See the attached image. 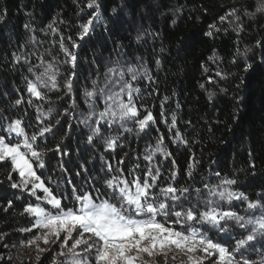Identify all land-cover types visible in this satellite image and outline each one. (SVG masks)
<instances>
[{"label":"trees","instance_id":"trees-1","mask_svg":"<svg viewBox=\"0 0 264 264\" xmlns=\"http://www.w3.org/2000/svg\"><path fill=\"white\" fill-rule=\"evenodd\" d=\"M87 2L0 0V15H5L0 23V135L16 119L29 135L54 125L36 143L45 150L59 144L60 151L45 152V167L37 175L57 197L68 196L69 180L78 190H89L86 180L100 188L106 163L113 165V175L116 168H122L125 176L139 165L136 174L142 177L143 170L152 165L144 159L145 151L154 150L162 137V147L171 155H155L159 187L173 184L203 189L205 184L234 179L237 191L264 204V15L244 14L256 12L254 0H99L101 18L81 40L79 25L94 11L86 8ZM233 8L238 9L241 20L229 15ZM222 16L227 19L221 21ZM241 25L243 30L237 31ZM209 31L212 36L207 35ZM73 41L79 47L73 48ZM61 42L77 56L75 69L65 67L70 64L65 63L68 56ZM128 62L140 72L134 85L139 89L134 102L140 118L151 112L155 122H149L141 138H116L114 149H108L107 142L102 148L73 119L80 112L71 102L74 98L81 106L79 88L103 74L104 67ZM47 63L58 73L59 89L43 91L50 97L42 101L48 103L43 108L27 92V81L34 80L32 73H40ZM32 66L37 67L29 72ZM73 71L75 91L65 94L63 81ZM18 99L22 103L17 104ZM37 108L48 110L50 116L42 117ZM177 133L187 143L175 141ZM192 163L195 167L189 169ZM61 167L67 171L62 172ZM8 170L0 164V234H7L5 244L24 240L21 229L28 228L31 216L23 209L37 202L28 192L10 187ZM173 172L175 178L171 179ZM18 179L13 173V180ZM8 201H12L10 208ZM63 203L71 206L70 199ZM201 231L216 240L210 229ZM3 246L0 251H5ZM241 252L258 259L264 243H259L258 252ZM0 264L7 262L0 260Z\"/></svg>","mask_w":264,"mask_h":264},{"label":"snow or ice","instance_id":"snow-or-ice-1","mask_svg":"<svg viewBox=\"0 0 264 264\" xmlns=\"http://www.w3.org/2000/svg\"><path fill=\"white\" fill-rule=\"evenodd\" d=\"M254 2L256 12L245 11L244 14L255 16L258 12L264 15V0ZM86 8L94 11L86 23L79 25L78 36L81 40L90 32L94 21L99 20L101 14L99 0H88ZM112 12L115 13L116 9L113 8ZM237 12L238 9L233 8L229 15L235 16L239 21L241 17ZM220 19L226 20L227 16ZM4 20L5 15H0V23ZM211 27L215 28V25ZM241 30L242 25L237 28V31ZM207 35L212 36V32L209 31ZM140 39L141 36H137V40ZM72 47L77 48L79 45L73 41ZM61 48L68 56L65 63L75 69L77 56L62 42ZM247 51L250 49H246ZM16 59L19 61L20 57ZM44 63L41 59L42 66ZM156 63L159 64V61ZM34 67L37 66L30 67L29 72H33ZM126 73H130L131 80L135 81L139 71L135 67H112L105 73L104 86L99 91L105 93V89H110V86L111 88L119 86V91L105 93V107L99 112V119L108 123L116 120H134L138 122L139 128L144 130L149 122H155V118L151 112L140 118V110L133 100V93L139 89L133 88L132 84L124 79ZM144 74H147V69H144ZM57 75L53 65L47 63L42 72L34 75V80L27 81V92L40 100H49L50 97L41 91V88L48 91L58 90ZM75 75L74 71L70 72L63 81L65 94L72 92ZM92 83L96 85L97 82ZM86 95L94 97L96 92L86 91ZM16 103L20 104L22 100L18 99ZM29 103L32 101L29 100ZM74 104L75 102L73 106ZM89 107L91 108V105ZM40 110L37 108V111ZM96 115V112H90L88 119ZM56 123L59 124V120ZM175 123L176 117L173 114L172 126H175ZM53 127L54 125L42 126L38 132L29 135L22 126V121L16 119L8 123L5 134L0 135V164L8 166L6 179L10 187L28 192L41 202L24 207L23 213L32 216L34 221L31 227L21 231L31 233L36 229L37 232L29 239L20 241L21 247L32 248L37 253L35 257L37 264L41 259L40 254L45 252L52 253L51 264H158L160 259L164 264H170V261L175 262L178 256L183 257L180 264H264V252L259 254L258 259H250L241 254L242 250L255 251L257 243H264V204L260 200H249L243 192L232 190L231 186L237 183L234 179H224L218 185L205 184L203 189L194 186L176 187L173 184L159 187L158 165L146 167L141 177L136 174L139 165L129 169L128 176H125L122 168H116V174L113 175V165L106 163L107 172L105 178L100 181V188L86 180L85 184L89 185V190H78L69 180L68 196L57 197L41 176L37 175V170L45 167L43 160L45 152L60 151L59 144L55 149L45 150L36 143L38 137H44ZM98 132L99 128L94 129L93 135ZM12 134H15L14 137ZM174 139L187 143L178 133ZM88 140L91 142L92 136H89ZM162 144L161 137L155 149L144 159L150 162L156 153H163L165 157L170 156L171 153L167 152ZM115 147L116 138H109L107 148ZM193 167L194 163L189 164V169ZM251 167L254 168L255 164L252 163ZM61 171L67 170L61 167ZM13 173L18 175V180H13ZM188 175L191 176L192 172L189 171ZM216 175L219 176V173ZM174 178L175 172L172 173L171 179ZM47 179L52 180L51 177ZM193 191L196 193L195 203L189 199ZM38 192L42 195H38ZM65 199L71 200V206L63 203ZM261 199L264 200V194L261 195ZM234 200L247 202L248 210H259L261 214L246 218L233 211L231 207H223L224 204L231 205ZM186 204L191 206L185 207ZM11 206L12 201H8L7 208ZM230 222L247 231V235L237 240L231 251L201 231V228L211 226L218 232L227 234L230 230L224 225ZM185 228L186 230H182ZM4 235L7 234H0V241L4 239ZM41 243L46 247H41ZM54 247L58 251H53ZM8 259L11 260V257Z\"/></svg>","mask_w":264,"mask_h":264},{"label":"rangeland","instance_id":"rangeland-1","mask_svg":"<svg viewBox=\"0 0 264 264\" xmlns=\"http://www.w3.org/2000/svg\"><path fill=\"white\" fill-rule=\"evenodd\" d=\"M100 18H101V14H100ZM95 21H98V20H95ZM70 66L71 65H65V67L68 69ZM112 67L127 68V67H135V66H133L131 63L128 62V63H122L120 65L112 64L109 67H104L105 72L103 74L99 73L97 76H95V78L93 80H89L87 84H82V86L79 88L80 94H81V106L79 105L80 103H78L77 101H74V98L71 102V105H73V102H75L74 108H75V110H78V112H80V115H79V113H75L73 115V119L76 121V123H78V125L80 127H82L83 129H86L87 132L89 134H92V135H93L94 129L99 128L98 134L93 135V137L95 138V142H99L100 144H102V148L105 146V144L109 138L115 137L117 139L118 138L121 139L122 137L128 136V137H133V138L136 137L135 139H138L137 137L140 136V138H141L142 134L144 133V130H141L139 128L138 122H136L134 120H124V121L116 120L115 122L108 123L104 120L99 119L98 114H99V112L103 111L104 107H105V100H104L105 93L110 94V91H119V86H116L115 88H111V86H110V89H105V93H101L99 91V89L104 86L105 73L107 72V70L109 68H112ZM63 73H64V71H63ZM65 73H66V71H65ZM32 74H33V78H34V75L37 73L33 72ZM139 78L140 77L137 76V79L135 81H132L130 73H126L125 77H124L125 80H128L132 84L133 88H135L134 87L135 82H137L139 80ZM93 81L97 82L96 85H93V83H92ZM41 90L45 91V92H49L47 89H44V88H41ZM74 91H75V86H73L72 92H74ZM86 91H95L96 96L88 97L86 95ZM17 92H19V91H17ZM136 94H137V92L133 93V100H134V97L136 96ZM124 98H125V100L127 99L126 96ZM42 101H45V100H40L37 98V102L42 103ZM46 105H48V103H42L43 108ZM89 105H91V108L89 107ZM90 112H96L97 115L91 117V119H88ZM40 113H41L42 117H44V118L47 116H50V115H44V113H48V110H45V109H41ZM85 121H87V122H85ZM96 121H99V123H96ZM129 129H130V131H129ZM120 134H121V136L118 137ZM14 135L15 134H12L13 137H14ZM10 139H11V137H10ZM13 142H15L14 139H13ZM148 146L150 147V145H148ZM148 146H147V148L149 149ZM150 151H151V149L149 151L148 150L145 151V156L148 155ZM159 154H162V153H159ZM154 158H155V156L153 157L152 161H150V162L148 161V163L155 165ZM231 188H232V190L237 191L234 188V185H232ZM37 194L42 195L41 192H38ZM189 198H191L192 201H195L196 193L193 191ZM202 198H203V196H202ZM39 203H41V202L40 201L36 202V204H39ZM223 207H226V208L231 207L233 211L237 212L241 216H245L246 218L249 216H259L261 214V212L259 210H248L247 209V202H241L239 200H234L231 205L224 204ZM30 220L31 221H30V225L28 226V228L31 227V223L34 221V218L31 216ZM224 227H227L230 230L229 233L225 234V233L218 232L216 229L211 228V226H206L205 228H208L213 232V236L216 239V240H213L214 242L220 243L221 245L228 247L229 250L231 251L232 248L234 247L236 241L243 238V236L247 235V231L245 229L239 228L237 225H235L234 222H230L229 224L224 225ZM36 232H37L36 229H33V231L31 233L25 232L24 240H27L31 236H34L36 234ZM4 242H5V239L0 241V245L4 244L3 247L5 250V251H0V260L6 261L7 264H22V262H23V264H37V262L35 261V257L37 255V253L32 248L21 247L20 242L19 243H7V244H5ZM41 247H46V246L41 243ZM255 248H256L255 251L258 252L259 251V243H257L255 245ZM53 251H58V249H56L54 247ZM251 252H252V250L249 249V251H247L246 254H249ZM241 254L243 255L242 252H241ZM40 256H41V259L39 261V264H51L52 253L45 252V253H41ZM9 257H11V260L8 259ZM181 259H183V257L178 256L177 260L175 262L170 261V264H180ZM158 264H164L163 260L160 259L158 261Z\"/></svg>","mask_w":264,"mask_h":264}]
</instances>
